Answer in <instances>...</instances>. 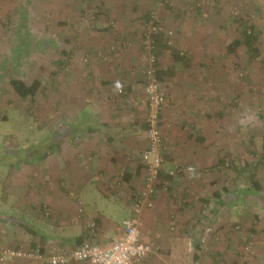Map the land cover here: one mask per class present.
Returning a JSON list of instances; mask_svg holds the SVG:
<instances>
[{
    "label": "crops",
    "instance_id": "obj_1",
    "mask_svg": "<svg viewBox=\"0 0 264 264\" xmlns=\"http://www.w3.org/2000/svg\"><path fill=\"white\" fill-rule=\"evenodd\" d=\"M186 1L178 2L181 8L176 11H158L164 47L158 64L162 71V91L167 97L161 112L165 141L162 177L171 183V190L157 189L154 206L143 209L141 237L153 246V252L135 264H207L205 256L224 257L226 251L215 239L209 237L210 242L200 243L206 234L197 226L201 202L206 198L204 192L210 188L209 182L215 181H210L204 173V177L199 174L200 179L185 183L176 167L202 172L211 169L216 176H222L225 169L217 168L221 158L240 161L241 157L257 152L252 112H264V99L255 108L251 89L254 74L246 71L243 79L231 80V75L224 71L227 64L223 62L222 44L216 37L226 27L221 20L223 3L214 11H189ZM153 3L154 0H0V18H18L11 30H0V42L4 36V43L11 37L15 42L12 48L25 47L26 43L29 48L32 40L26 32L30 16L69 14L77 19L87 4L99 5L101 9L100 17L93 21L97 25L85 27L80 34L71 30L62 43L63 49L56 55L57 63L70 66L65 78L68 81L60 82L61 96L66 94L67 98L59 103L60 107L54 105V111L64 115L54 124V141L46 145L50 148L46 147L39 161H30L37 162L38 170L27 166L30 170L21 173L19 180L21 190L17 193L24 204L25 216L36 219L35 223L43 224L44 229L49 226V232L28 226L29 231L23 219L2 215L1 245L41 246L48 254L53 248L71 250L85 240L104 243L120 234L122 224L115 223L110 218L112 215L102 208L107 203L116 204L126 213V219L132 214L131 197L144 189L145 169L140 155L147 147L143 129L147 105L141 31L142 18ZM226 14L227 11L223 15ZM101 17L117 20L121 32L135 41L133 48L119 55L97 57L98 48L104 49L115 40L113 29H105L106 21ZM42 26L38 24L37 28ZM169 30L173 31L170 38ZM41 31L45 34V30ZM41 35H35L33 42L39 46L37 50L43 48L44 52ZM66 43L70 44L69 48ZM87 49H91L89 54L84 53ZM178 52L179 59L175 56ZM21 53L24 51L15 52ZM115 81L122 86L123 93L115 90ZM241 111L245 112L240 117ZM222 117L225 121L217 122ZM262 157L264 161V150ZM228 171L237 178L234 169ZM233 192L232 198L228 197L231 206L242 194L238 189ZM96 194L104 198V204L97 203ZM211 195L218 200L216 213L227 198L220 190ZM55 199L60 206L54 205ZM81 206L83 213L79 211ZM89 220L96 222L93 229L87 227ZM11 223L19 225L18 228L14 229ZM219 227L223 232L228 231L226 222ZM206 246L212 247L211 253L206 249L209 254H205ZM0 264L44 263L34 258L7 257Z\"/></svg>",
    "mask_w": 264,
    "mask_h": 264
},
{
    "label": "rangeland",
    "instance_id": "obj_2",
    "mask_svg": "<svg viewBox=\"0 0 264 264\" xmlns=\"http://www.w3.org/2000/svg\"><path fill=\"white\" fill-rule=\"evenodd\" d=\"M180 1L154 0L150 11H160V9H164V11H176L180 7L178 3ZM190 2H195V4L189 6L188 3ZM186 3L189 11H214L216 6L218 7L223 3L220 9L222 11L221 20L224 21L226 27L223 26L224 28L217 33L216 37L219 39V44H222L221 56L224 54L223 62L227 64L224 71L231 75V80H234L236 77L243 79L247 74L246 71L254 74L251 89L254 93L252 101L256 108L259 103L261 104L262 98L264 99V0H188ZM95 7L98 8L99 5L87 4L83 10L79 11L77 19L71 18L69 14L57 17L52 13L51 15L46 14L44 16L42 14L30 16L29 31L26 32L30 40H32L29 48H27V43L25 47H21L19 44L18 48H12L11 46L15 42L11 37L7 43H4L5 36L1 40L2 42H0V216L7 215L9 218L23 219L30 228H41L47 233L49 232V226L44 229L43 224L35 223L36 219L25 216L23 212L25 209L24 204L17 193L21 190L19 180L22 178L21 173L30 170V168L38 170V165L35 164L37 162L30 163V161L31 159L39 161L38 159L43 151L46 150V147L50 148L46 145H50L54 141V124L61 117L63 118L64 115L61 112L56 113L54 105L60 107L59 103L67 98L66 94L61 96L60 82L62 80L65 81L67 74L70 72V66H62L57 63L55 59L56 55L63 49L64 45L62 43H64L65 37L69 36L71 30L80 34L81 31L86 29L85 27L96 23L85 18L87 11L95 10ZM224 11H227L226 15H223ZM234 11H237L238 14H235ZM31 12L36 13V11ZM96 12L98 13V11ZM11 17H6V19L5 17L0 18V30H11L10 27L16 24V20H18L16 17L12 19ZM101 19L108 21V18L101 17ZM115 21L119 25V22ZM250 23L255 24L260 31L257 45L261 53L259 58L254 61L248 60V51L245 45L237 49L236 55L233 52H226V43L233 40L236 36L240 37L242 35L241 32ZM38 24H42L43 26L37 28ZM41 30H45V34ZM60 30L62 32H59ZM113 31L116 39L118 32H121V30L118 26ZM37 34H42L39 38L41 39L40 42L44 44L41 45L44 47V52L43 48L39 49L40 51L37 50L39 46L33 42ZM134 43L135 41H133V46ZM65 46L69 48L70 44L66 43ZM17 50L24 51V53L17 55L15 54ZM90 52L91 49H87L84 53L89 54ZM22 54L24 55L22 56ZM117 54L119 55L120 53ZM97 57L100 56L98 55ZM12 77H23L28 82L40 79L42 85L35 97L23 99L9 85V80ZM115 83L120 85L118 81H115ZM110 95L111 93L108 95V98H110ZM244 112H240V117ZM256 112H252L254 125L252 128H254L257 154L250 153L247 156L241 157L240 162L248 160L257 164L261 163L262 165H258L257 167L256 175L264 184V161L262 157L264 150V112L262 114L258 111ZM4 115L7 116L6 119L3 118ZM223 118L218 119L217 122L221 120L224 122L225 119ZM227 118L229 121L231 120V116ZM247 119L250 121V117H247ZM223 125L222 128L224 127ZM27 166L30 168H27ZM196 171L198 174L196 177L191 179L184 177V182L186 181L185 183H187L190 180L200 179L199 176L204 177V173L208 175L205 176L210 181H215L209 182L210 188L205 190L204 194H206L204 198H206L201 202V215L199 216L197 226L200 227L201 232L206 234L208 238L205 242L201 243L207 244L209 237H211L215 239L216 243L223 245L226 251L224 257H220L218 261L217 259L215 260V256H205L207 264H260L262 259L264 260V199L247 191L248 187L252 186V184L245 176H237L236 178V176H231L230 172L223 173L222 176H216L217 173L211 169H207L205 172H202L201 169H197ZM234 178L237 181H233ZM216 181L221 185H217ZM234 189L240 190L242 194L240 200L231 206L228 197L229 199L232 198L231 193H234ZM216 190H220V193H223L227 199L224 200L219 211L215 213V210L219 208H216V201L218 202V200L211 194ZM96 201L100 205L104 204V198L97 194ZM58 202L55 199L54 205L60 206ZM66 202L68 203L67 199ZM68 204L70 205V203ZM238 206L241 207L238 209ZM102 210L112 215L110 218L115 223L122 224L126 216V213L116 204L107 203ZM247 214H249L248 217L245 216ZM211 216H213V223L215 224L211 223ZM225 222L228 231L223 232L219 225ZM11 224L14 226V229H17L19 226ZM174 227H176L175 224ZM245 242L251 243L250 255H245L243 252L245 250ZM206 249L211 253V246L204 247V252ZM208 252H205V254ZM242 256H245L244 259Z\"/></svg>",
    "mask_w": 264,
    "mask_h": 264
},
{
    "label": "built area",
    "instance_id": "obj_3",
    "mask_svg": "<svg viewBox=\"0 0 264 264\" xmlns=\"http://www.w3.org/2000/svg\"><path fill=\"white\" fill-rule=\"evenodd\" d=\"M164 1V0H163ZM238 14L237 11H234ZM100 14L94 10L87 11L85 18L95 21ZM107 26L111 29L118 28V23L111 19L106 21ZM157 10L150 12V17L142 25L141 40L145 52V66L143 75L144 84V101L147 105V114L145 122L147 128L145 135L147 138V147L142 151L140 160L144 165V189L133 194L132 214L123 220L122 230L118 236L107 238L104 243L92 242L85 240L72 248L71 250L53 248L48 254L42 251V247L25 248L23 245L19 247H10L0 244V262L3 263L7 257H27L42 261L44 264H135V261L144 260L153 252V246L142 240L141 237V215L144 208L154 206V197L159 182V175L164 163L163 146L165 145L164 133L161 121V112L167 102V97L162 91V83L157 76L158 60L154 52L155 35L162 31ZM173 31L169 30L168 35H172ZM123 35V34H122ZM121 34L117 39L112 41L106 48L98 49L96 54L106 58L116 53H126L132 46L133 41H126ZM242 75V74H241ZM115 90L123 93L122 86L114 83ZM224 164H229V157H223ZM245 160L242 161L244 164ZM217 168L221 165L218 162ZM207 170V169H206ZM176 172L183 174L185 178H194L197 171L194 168L177 166ZM165 191L167 185L163 188ZM205 205V204H204ZM206 206V205H205ZM83 213V207L79 208ZM174 217V215H172ZM96 222L89 220L88 228H94ZM174 229V224L171 226ZM207 236L204 235L201 242H205ZM243 251L248 255L251 250V243H247ZM250 255V254H249ZM245 256H242L244 259Z\"/></svg>",
    "mask_w": 264,
    "mask_h": 264
},
{
    "label": "trees",
    "instance_id": "obj_4",
    "mask_svg": "<svg viewBox=\"0 0 264 264\" xmlns=\"http://www.w3.org/2000/svg\"><path fill=\"white\" fill-rule=\"evenodd\" d=\"M192 4V3H191ZM193 4H195V2H193ZM94 11H98V13L100 14L101 9L98 7H95ZM150 12H148V14L142 18V25H144V22L149 19L150 17ZM111 20V19H108ZM115 20V19H113ZM106 21V20H105ZM97 24H93L92 27H95ZM105 29L107 28H111L110 26H107L106 24H104ZM163 31V29H162ZM162 31L160 33H158L157 35H155V48H154V52L156 54V58L157 60L159 59V54L164 50L163 44H162ZM242 35L240 37H237L236 39L230 41L227 45V52L228 53H232L235 52L241 45H245L247 47V51H248V60L250 61H254L257 58H259L261 50L257 45L258 39H259V30L257 28V26L253 23L247 24L245 29L241 32ZM122 35L124 37V40L126 41H131L130 38H128L123 32H118V35ZM117 35V37H118ZM169 36V35H168ZM117 39V38H116ZM115 39V40H116ZM133 47V46H132ZM143 48V46H142ZM102 49V48H101ZM144 50V49H143ZM178 59L181 58L180 53L178 52L175 55ZM161 74L162 71L159 68V64L157 65V76L159 78V80L161 81ZM143 81L145 84V78L143 75ZM9 85L11 86V88L14 90L15 93H17L21 98L25 99V98H33L37 95L38 91L41 88L42 85V81L40 79H34L31 82L26 81L25 79L19 78V77H12L9 80ZM4 119L7 118L6 115L3 116ZM147 128V124L144 121L143 123V129L146 130ZM229 164L225 165L223 162V158H221L219 160V163L221 165V169H225L223 170V173L229 172V169H234L237 176H245L247 177L250 181L252 186L248 187V192H252L255 196H260L264 199V185L263 183L259 180V178L256 175V170L259 164L252 162V161H248L245 160L244 164L242 163V161H236L233 160L231 158H229ZM180 177H183V174H179ZM168 179H165L164 177H162V170L160 172L159 175V182L157 183V189H163L164 186L167 185V191L171 190V183L169 181H165ZM208 200V199H206ZM24 227L31 231L30 228L26 225L23 224ZM29 228V229H28ZM201 243V242H200ZM247 245V243L245 242L244 247ZM217 259V258H216ZM215 259V260H216ZM218 260V259H217ZM260 264H264V260L262 259V262Z\"/></svg>",
    "mask_w": 264,
    "mask_h": 264
}]
</instances>
